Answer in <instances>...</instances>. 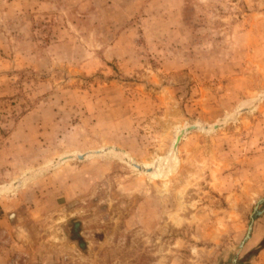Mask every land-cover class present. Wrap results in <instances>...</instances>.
Wrapping results in <instances>:
<instances>
[{
  "label": "rangeland",
  "instance_id": "374dc122",
  "mask_svg": "<svg viewBox=\"0 0 264 264\" xmlns=\"http://www.w3.org/2000/svg\"><path fill=\"white\" fill-rule=\"evenodd\" d=\"M50 263L264 264V0H0V264Z\"/></svg>",
  "mask_w": 264,
  "mask_h": 264
},
{
  "label": "bare ground",
  "instance_id": "6f19581e",
  "mask_svg": "<svg viewBox=\"0 0 264 264\" xmlns=\"http://www.w3.org/2000/svg\"><path fill=\"white\" fill-rule=\"evenodd\" d=\"M194 127H195V126H194ZM188 129H189V127L186 128L185 130H182V131L180 132V134H179V135L177 136V138H176V142H175V144H174V147L177 145V142L179 141L181 135H182L185 131H188ZM137 167H139V166H137ZM50 264H54V263H50Z\"/></svg>",
  "mask_w": 264,
  "mask_h": 264
},
{
  "label": "water",
  "instance_id": "95a60500",
  "mask_svg": "<svg viewBox=\"0 0 264 264\" xmlns=\"http://www.w3.org/2000/svg\"><path fill=\"white\" fill-rule=\"evenodd\" d=\"M218 125H216L215 127H217ZM195 127L194 126H191V127H189V129H188V131L189 130H192V129H194Z\"/></svg>",
  "mask_w": 264,
  "mask_h": 264
}]
</instances>
